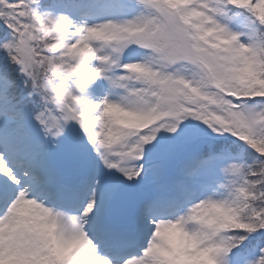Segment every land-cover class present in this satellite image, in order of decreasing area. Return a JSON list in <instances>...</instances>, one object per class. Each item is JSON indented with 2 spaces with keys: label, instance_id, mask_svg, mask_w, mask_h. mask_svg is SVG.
<instances>
[{
  "label": "snow or ice",
  "instance_id": "6c2138e0",
  "mask_svg": "<svg viewBox=\"0 0 264 264\" xmlns=\"http://www.w3.org/2000/svg\"><path fill=\"white\" fill-rule=\"evenodd\" d=\"M0 264H264V0H0Z\"/></svg>",
  "mask_w": 264,
  "mask_h": 264
}]
</instances>
